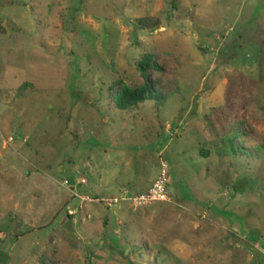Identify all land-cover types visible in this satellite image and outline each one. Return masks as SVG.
Masks as SVG:
<instances>
[{
  "label": "rangeland",
  "instance_id": "obj_1",
  "mask_svg": "<svg viewBox=\"0 0 264 264\" xmlns=\"http://www.w3.org/2000/svg\"><path fill=\"white\" fill-rule=\"evenodd\" d=\"M147 16L161 28L141 30ZM149 53L167 101L117 110L109 88L141 84ZM26 82L36 91L21 97ZM239 130L246 153L233 157ZM162 162L166 203L106 208L70 192L85 179L79 195H136ZM0 253L264 264V0H0Z\"/></svg>",
  "mask_w": 264,
  "mask_h": 264
},
{
  "label": "trees",
  "instance_id": "obj_2",
  "mask_svg": "<svg viewBox=\"0 0 264 264\" xmlns=\"http://www.w3.org/2000/svg\"><path fill=\"white\" fill-rule=\"evenodd\" d=\"M136 24L141 30L153 32L159 30L162 23L159 17L147 16L137 19ZM153 60L154 55L149 53L145 54L137 63L136 67L142 78L141 84L127 86L123 85L122 83H115L109 88V92L112 94L115 88L119 87V91L114 97V105L117 110L121 112H134L148 101L157 102L159 103L160 107H163L168 99V96L158 91L156 82L151 79L150 71L151 69L155 68ZM35 91V86L32 83L26 82L21 85L18 94L23 97L30 95ZM240 132L241 131L239 130L238 136L234 137V139L230 141L231 152L228 151L230 156L241 157L246 153L241 148V145L236 144L237 140L241 138ZM129 264L137 263L129 262Z\"/></svg>",
  "mask_w": 264,
  "mask_h": 264
},
{
  "label": "built area",
  "instance_id": "obj_3",
  "mask_svg": "<svg viewBox=\"0 0 264 264\" xmlns=\"http://www.w3.org/2000/svg\"><path fill=\"white\" fill-rule=\"evenodd\" d=\"M169 167L166 162H162L161 171L157 180L153 183L151 188L144 193L132 194L129 188H124L121 190L120 195L113 197H101V196H89V195H79L76 193L77 186H87L88 181L82 179L77 181L76 186H72L74 189H70V192L74 197L78 198L81 203L88 205H102L106 208H112L121 204H130L135 208H143L155 203H166L169 202ZM65 186L71 187L69 181L64 182ZM68 213L75 217L77 215L76 211L69 209ZM90 218L88 215L87 219Z\"/></svg>",
  "mask_w": 264,
  "mask_h": 264
},
{
  "label": "crops",
  "instance_id": "obj_4",
  "mask_svg": "<svg viewBox=\"0 0 264 264\" xmlns=\"http://www.w3.org/2000/svg\"><path fill=\"white\" fill-rule=\"evenodd\" d=\"M108 150H109V149H107L106 151L104 150V153H105V154H108V153H109ZM153 183H154V182H153ZM153 183H150L147 187H145V188H143L142 190L138 191V193H144V192H147V191L151 188V186L153 185ZM95 190L99 191V189H97L96 187H95Z\"/></svg>",
  "mask_w": 264,
  "mask_h": 264
},
{
  "label": "water",
  "instance_id": "obj_5",
  "mask_svg": "<svg viewBox=\"0 0 264 264\" xmlns=\"http://www.w3.org/2000/svg\"><path fill=\"white\" fill-rule=\"evenodd\" d=\"M8 256L4 253H0V264H7Z\"/></svg>",
  "mask_w": 264,
  "mask_h": 264
}]
</instances>
